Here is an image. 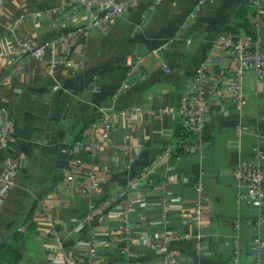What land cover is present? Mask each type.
I'll use <instances>...</instances> for the list:
<instances>
[{
	"label": "crops",
	"instance_id": "obj_1",
	"mask_svg": "<svg viewBox=\"0 0 264 264\" xmlns=\"http://www.w3.org/2000/svg\"><path fill=\"white\" fill-rule=\"evenodd\" d=\"M69 1L5 0L0 6V51L12 48L8 28L23 13L45 11L39 25L33 18L21 24L19 32L35 42L64 31L48 9ZM199 1L160 0L153 6L156 0H142L115 24L60 45L58 52L69 63L51 74L46 61L33 59L9 80L11 67L0 57V104L9 109L15 121L14 138L5 151H0V173L7 159L22 160L13 194L0 208V264H51L55 257L83 264L78 259L81 235L69 231L91 206L116 193L121 201H136L146 216L139 232L140 243L134 245L139 257L133 264L160 260L162 237L167 232L200 237L205 249L201 257L194 252V239L173 246L183 256L196 257L200 264H234L236 250L239 264H257L250 246L259 234L264 241V225L257 233L255 220L260 210L239 196L234 171L242 159L254 157L256 146L264 148V86L257 83L254 68L246 70L243 87L247 105L239 111L227 89V84L237 78V62L212 43L221 34L246 32L264 45V21L259 23L249 0H214L192 16ZM177 35L180 38L168 50H159ZM135 53H142L136 59L139 71L132 79V90L116 101L117 108L142 105L176 109L203 61L209 55L216 59L206 85L210 107L203 151L187 149L199 143V136L178 132L183 126L173 113L141 115L132 125L117 119L111 142L105 141L102 110L113 103L112 96ZM67 114L72 115L76 126H83L80 139L74 143L95 139L101 146L95 157L86 150L69 151L61 167L64 157L60 156L59 143L46 135L52 122ZM239 122L249 125L250 130L237 133L235 125ZM77 156L83 161L82 167L69 171ZM152 170L153 182L143 179L127 190L136 176ZM201 171L206 173L207 200L203 229L199 230L191 217L194 185ZM92 175L97 177L98 186L90 190ZM164 197L169 199L165 224L160 220ZM18 221L23 223L16 228ZM53 225L61 238L46 235ZM119 225L114 221L99 225L104 238L105 233L114 231L115 240L106 236L97 264L125 260L120 251L126 239Z\"/></svg>",
	"mask_w": 264,
	"mask_h": 264
},
{
	"label": "built area",
	"instance_id": "obj_2",
	"mask_svg": "<svg viewBox=\"0 0 264 264\" xmlns=\"http://www.w3.org/2000/svg\"><path fill=\"white\" fill-rule=\"evenodd\" d=\"M5 0H0V6ZM142 0H70L67 3L48 9V12L62 25L64 31L58 33L51 39L43 42H35L33 39L22 35L19 31L21 24L27 18H33L40 24L44 18L45 11L36 10L19 15L13 25L8 28V35L12 42V48L6 47L0 51V57L6 59V63L11 67L7 74V79L12 80L23 69L25 64L33 59L44 60L47 62V72L53 73L55 69L68 64L66 56L58 52V47L62 44L71 42L77 37H86L92 30L113 25L117 20L131 7L138 5ZM214 0H200L196 5L192 16H196L198 11L206 3ZM160 0H156L153 6H156ZM249 3L256 8L257 19L259 23L264 21V0H249ZM259 27V24H258ZM176 38L164 43L159 50L166 51L171 43L179 39ZM214 48H222L227 51L237 62V78L227 84V89L233 95V101L236 108L241 111L247 105V97L243 87V76L246 70L254 68L257 73V83L264 86V45L251 37L246 32L238 34H221L213 40ZM138 59V58H137ZM216 62L212 56H208L198 68L196 75L191 82L186 93L183 95L179 106L176 109L168 106L157 108H146L142 105H131L124 108H117L115 103L120 97L132 90L134 78L139 66L136 59L128 60V68L125 78L121 85L113 94V103L102 110L101 124L104 128L103 137L105 141L111 142V136L115 129V121L122 119L125 123L132 125L135 119L141 115L163 116L168 114H177L180 117L183 128L194 135L199 136V143L193 148H187L191 151H203V134L209 122L208 110L210 107L209 95L206 85L210 77L211 65ZM224 73V72H223ZM9 109L0 104V151H5L15 134V121L10 116ZM237 133L249 131V125L239 122L235 125ZM264 138V137H263ZM101 141L92 139L89 143L76 141L70 149V152L88 151L93 157L97 155ZM254 157L252 159H242L235 171V185L239 189V196L244 198L248 205L260 210V214L255 220V229L261 233L264 225V148L256 146L254 148ZM69 171L79 170L83 161L77 157L73 158ZM22 170L21 159H7L0 173V208L12 196L14 188L17 185V176ZM152 171L140 174L135 177L134 182L127 186L130 190L133 183H138L143 179L153 182ZM206 173L201 171L194 185L195 202L192 211V222L197 225L199 230L203 229L205 217L204 203L207 200L205 190ZM152 185L154 183H151ZM98 186V179L95 175L91 176L89 189H95ZM169 199H161L162 210L160 220L163 224L169 220V211L167 209ZM43 212L48 218L50 214L43 207ZM111 221L119 223V230L126 239V245L121 249L120 254L125 259L117 264H133L132 261L139 257V252L134 245L140 243L139 232L146 224V216L139 210L138 204L134 200L121 201L120 194L116 193L106 197L99 203L91 206L76 224V227L69 231L70 234L76 232L81 235L82 252L80 258L83 264H97L99 258V248L106 236L110 240H115L113 232L104 235L99 230V225L107 224ZM236 227L240 222L236 221ZM47 236L61 238V233L55 225L47 230ZM195 240L194 252L197 257L203 256L205 249L200 237H194L189 233H170L167 232L162 237V255L160 260H155L151 264H200L197 258H190L181 255L177 248L173 247L179 241ZM148 242L150 239H145ZM250 253L257 264H264V241L260 234L254 239L250 246ZM233 263H238L239 251L236 250L232 256ZM51 264H74L70 258L55 257Z\"/></svg>",
	"mask_w": 264,
	"mask_h": 264
},
{
	"label": "water",
	"instance_id": "obj_3",
	"mask_svg": "<svg viewBox=\"0 0 264 264\" xmlns=\"http://www.w3.org/2000/svg\"><path fill=\"white\" fill-rule=\"evenodd\" d=\"M142 53H135L133 59L141 57ZM83 129V126H76L75 119L71 114L63 115L60 119L52 122L50 132L46 135L59 143L60 156L64 157L61 167H64L65 159L69 155V151L77 136ZM22 221L16 223V228L22 225Z\"/></svg>",
	"mask_w": 264,
	"mask_h": 264
},
{
	"label": "trees",
	"instance_id": "obj_4",
	"mask_svg": "<svg viewBox=\"0 0 264 264\" xmlns=\"http://www.w3.org/2000/svg\"><path fill=\"white\" fill-rule=\"evenodd\" d=\"M254 39H257V38L254 36ZM178 132H183V136H188L192 134L191 132L186 131L184 128L178 129ZM76 139H80V136L78 135ZM17 259L18 258L16 257L15 259H13V261L16 262Z\"/></svg>",
	"mask_w": 264,
	"mask_h": 264
}]
</instances>
